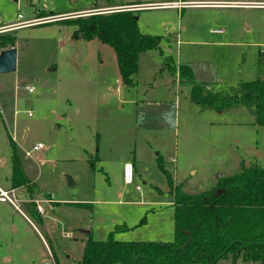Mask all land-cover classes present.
<instances>
[{"label":"rangeland","instance_id":"374dc122","mask_svg":"<svg viewBox=\"0 0 264 264\" xmlns=\"http://www.w3.org/2000/svg\"><path fill=\"white\" fill-rule=\"evenodd\" d=\"M124 7H136L140 34L160 39L139 54L128 84L109 46L73 38L66 26ZM6 23L27 26L0 31L14 36L16 51L14 71L0 74V188L11 186V141L30 182L22 193L45 214L0 204V264H78L87 238L116 229L120 241L171 242L165 173L193 196L243 168L264 169V126L250 108L190 100L194 85L206 96L264 80V0H0ZM216 264L253 263L227 254Z\"/></svg>","mask_w":264,"mask_h":264},{"label":"trees","instance_id":"16d2710c","mask_svg":"<svg viewBox=\"0 0 264 264\" xmlns=\"http://www.w3.org/2000/svg\"><path fill=\"white\" fill-rule=\"evenodd\" d=\"M136 19L130 11H113L69 19L66 26L73 27V38L96 40L109 46L118 74L128 84L136 72L139 54L155 49L160 42L156 36L140 34ZM14 43L13 35L0 36V50L13 48ZM190 100L220 111L241 106L250 108L255 124L264 126L262 79L243 82L234 92L206 96L194 85ZM9 147L11 187L23 186L30 190V182L24 176L11 141ZM159 169L165 173L161 166ZM165 174L173 196V240L166 243L120 241L114 238L119 230L116 229L102 240L87 238L78 264H216L227 254L234 258L241 256L253 264H264L263 168H243L239 174L221 180L213 190L193 196L180 194L168 173ZM25 207L29 213L37 214L31 203Z\"/></svg>","mask_w":264,"mask_h":264},{"label":"built area","instance_id":"2783aa9c","mask_svg":"<svg viewBox=\"0 0 264 264\" xmlns=\"http://www.w3.org/2000/svg\"><path fill=\"white\" fill-rule=\"evenodd\" d=\"M159 7L161 8H175V7H179V3H165V4H161L159 5ZM130 9H128V7H124V8H117V9H113L107 12H113V11H129V10H134V8L136 7H129ZM107 12H102V13H107ZM8 26H0V31L3 29H7ZM27 92L30 93L32 91L31 87H27L26 88ZM1 114V112H0ZM41 145L37 144L36 146H33L31 148V150L26 151L24 153V157L29 158L30 157V152L32 151H37L39 149H41ZM132 174V167L131 164L129 163H125L122 167V180L124 184H130L131 183V175ZM136 189H138V187H136ZM44 203H49L50 204V200L48 201H43ZM0 203L2 204H7L9 205L14 211L19 212L20 214V207H22V205L24 206V204H32L33 208L35 210V212L38 215H43L45 214L44 209L42 208V206L40 205L41 202L37 201V200H31V199H26L25 196L23 195V193L20 191V189L18 187L14 188V187H9L7 189H1L0 188ZM51 209V208H49Z\"/></svg>","mask_w":264,"mask_h":264},{"label":"water","instance_id":"95a60500","mask_svg":"<svg viewBox=\"0 0 264 264\" xmlns=\"http://www.w3.org/2000/svg\"><path fill=\"white\" fill-rule=\"evenodd\" d=\"M90 14H99V13H90ZM88 14V15H90ZM15 54L16 51L14 48H9L0 51V74H5L9 72H13L15 69ZM68 185H72V182L69 178H67ZM82 232V231H81ZM85 235L88 232L83 231ZM42 264H50L49 262H43Z\"/></svg>","mask_w":264,"mask_h":264},{"label":"crops","instance_id":"0c3cea01","mask_svg":"<svg viewBox=\"0 0 264 264\" xmlns=\"http://www.w3.org/2000/svg\"><path fill=\"white\" fill-rule=\"evenodd\" d=\"M209 5H212V6H223V4H221V3H217V2H213L212 4H209ZM179 6H181L180 4H179ZM140 9V8H139ZM20 15L18 14V17H19ZM32 19L31 18H27L25 21L26 22H28V21H31ZM11 24H15V23H6V24H3V25H11ZM27 26V24H18V25H16V26H8L7 27V29H10V30H13V29H16V28H20V27H23V26ZM30 25H32V24H30ZM30 25H28V26H30ZM34 25V24H33ZM2 26V25H1ZM116 83H117V81H116ZM115 90L116 91H118L119 90V87H118V85H116L115 86ZM11 187V186H10ZM19 189H20V191L22 192V186H20V187H18ZM25 188V187H24ZM25 194V193H24ZM0 204H2V203H0Z\"/></svg>","mask_w":264,"mask_h":264}]
</instances>
